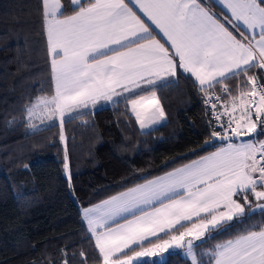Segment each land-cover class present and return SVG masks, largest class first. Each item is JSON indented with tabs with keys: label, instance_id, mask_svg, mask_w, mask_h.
Here are the masks:
<instances>
[{
	"label": "snow or ice",
	"instance_id": "obj_1",
	"mask_svg": "<svg viewBox=\"0 0 264 264\" xmlns=\"http://www.w3.org/2000/svg\"><path fill=\"white\" fill-rule=\"evenodd\" d=\"M213 2L219 5L221 0ZM130 4L133 0H88L86 4L69 0L67 5L62 0H41L53 94L37 97L26 107L27 119L45 124L58 118L64 141L63 121L68 114L99 101L135 96L128 99V106L144 129L160 124L165 112L155 91L136 95L137 91L190 74L205 93L207 105L213 98L222 99L211 95L217 83L222 93L230 95L223 82L243 73L250 91L238 87V95H230L231 106L211 104L222 131L211 126L205 146L215 142L223 146L82 209V222L101 264H159L143 258L174 254V249H184L191 264H203L194 251L195 242L211 238L209 233L227 231L237 218L253 215L257 209L264 211L260 203L264 190H258L264 185V141L257 144L251 139L264 134V76H247L253 65L264 70V0H223L231 14L225 21L233 31L205 6L206 0ZM66 7L72 9L70 15L64 14ZM157 29L168 47L153 35ZM218 106L224 111L217 112ZM241 137L249 139L232 142ZM64 168H69L66 150ZM249 194L257 201L255 208ZM241 195L243 204L238 200ZM162 235L168 239H160ZM153 240L158 242L143 248ZM137 246L141 251L126 255ZM208 255L210 264H264V227L218 243Z\"/></svg>",
	"mask_w": 264,
	"mask_h": 264
},
{
	"label": "trees",
	"instance_id": "obj_2",
	"mask_svg": "<svg viewBox=\"0 0 264 264\" xmlns=\"http://www.w3.org/2000/svg\"><path fill=\"white\" fill-rule=\"evenodd\" d=\"M71 11L66 7L64 14ZM255 75L264 76V70L253 65L247 76ZM246 78L242 73L223 83L236 96L238 87L250 90ZM199 90L194 77L183 74L174 83L137 91H155L165 112L166 120L148 131L139 129L128 106L135 96L72 117L67 120L68 151L66 141L60 140L58 118L42 124L29 121L25 111L37 97L53 94L41 0H0V264H101L82 222L84 207L222 144L200 148L211 130ZM263 135L251 139L258 144ZM65 150L68 164L71 160L67 171ZM238 200L244 203L242 195ZM249 200L255 208V197L249 194ZM260 227L264 211L257 209L237 218L227 231L195 242L194 251L203 264H210L208 253L216 244ZM173 252L143 259L191 264L181 249Z\"/></svg>",
	"mask_w": 264,
	"mask_h": 264
},
{
	"label": "crops",
	"instance_id": "obj_3",
	"mask_svg": "<svg viewBox=\"0 0 264 264\" xmlns=\"http://www.w3.org/2000/svg\"><path fill=\"white\" fill-rule=\"evenodd\" d=\"M84 1H87V2H88V0H83V2H84ZM125 2L127 3L128 0H125ZM134 2H135V0H133V4H134ZM133 4H130L129 6L132 7ZM205 6L208 7L210 11L216 13V18H217L218 20H220L221 23H224L225 27H227V28L229 29V31H233L232 27H231L228 23H226V21H225V17H227L228 19H230V18H231V14L227 11V9H225V8L223 7V0H221V2H220L219 5L216 4V3H214L213 0H206V4H205ZM133 10H134V11H137V14H138V15H141L142 18H144V19L146 20V18L143 17L142 13H140L136 8H134ZM70 14H71V13H69V14H67V15H70ZM153 27H154V26H153ZM233 34H234V35H237V38H240L238 32H233ZM153 35L156 36L157 39H160L161 43H165V39H166V38H163V34H162V33H159V30H158V29L153 31ZM245 35L248 36L249 38H250V36H251V34H250V33H247V32H245ZM256 38H257V39L259 38L258 30H257V37H256ZM165 46L168 47L169 45H168L167 43H165ZM194 79H195V78H194ZM196 82H197V81H196ZM197 83H198V82H197ZM198 85H199V84H198ZM149 93H150V92H148V93H146V94H144V95H148ZM157 97H158V96H157ZM118 99H119V98H118ZM118 99H114V101H111V102H108V101H99V102H97V104H95V105H88V107H86V108H81V109L77 110V112H74V113L68 114V115L65 117L64 121H63V131H64V135H65V141H66L67 148H68V136H67V120H68V119H70V118H72V117H75V116H78V115H81L82 113H85V112H91V111H94L95 109H97L98 106L108 105V104H110V103H113V102L117 101ZM133 99H134V98H133ZM230 106H231V105H230ZM236 115H239V113H236ZM165 120H166V116H165V119H164L163 121L160 122V124L163 123ZM158 125H159V124H158ZM138 126H139V124H138ZM155 126H157V125H153V126H150V127H148V128H144V129H141L140 126H139V129H140L141 131H148V130H150L151 128H153V127H155ZM252 141H253V140H252ZM232 142H234V143H239L240 140H239V138H238L236 141H232ZM253 142L256 143V141H253ZM259 142H260V141H258V143H259ZM224 143H227V142H224ZM221 146H223V144H220V145L214 147L213 149H211L210 151L204 153L203 155H207V154L210 153V152H214V151H216L217 148H219V147H221ZM68 151H69V148H68ZM203 155H201V156H203ZM199 157H200V156H198V157H196V158H194V159H192V160L198 159ZM192 160H190V161H192ZM190 161H187V162H185V163H183V164L189 163ZM183 164H181V165H183ZM69 165H70V167H71V160H70V157H69ZM181 165H178V166H176V167H174V168L180 167ZM174 168L169 169V170H167V171H165V172L171 171V170H173ZM165 172H162V173H160V174H158V175H156V176L163 175ZM71 176H72L71 178L73 179V173L71 174ZM156 176H153V177H156ZM153 177L148 178V179H152ZM146 180H147V179H146ZM144 181H145V180H143V181H141V182H139V183H143ZM139 183H137V184H139ZM134 185H135V184H134ZM134 185H132V186H134ZM132 186H130V187H132ZM125 189H126V188H125ZM125 189H123V190H121V191H124ZM121 191H119V192H121ZM117 193H118V192H117ZM117 193H114V194H112V195H115V194H117ZM110 196H111V195H110ZM108 197H109V196H108ZM108 197H106V198H104V199H107ZM104 199H101V200H99V201H97V202H95V203H93V204H97V203H99L100 201H102V200H104ZM239 202H240V201H239ZM240 203H241V202H240ZM93 204H90V205H88V206H86V207H90V206L93 205ZM242 204H243V203H242ZM185 227H190V225L186 224ZM183 230H184L183 228H179V229H177V231H183ZM162 236H163V235H162ZM163 239H168V236L165 237V238H163ZM231 239H232V238H231ZM228 240H229V239H228ZM156 242H158V241H155L154 243H156ZM137 247H139V246H137ZM150 247H151V244H149V245H147V246H143V248H150ZM133 248H134V247H133ZM138 251H141V247H139V249H138L137 251H135V252H138ZM127 252H128V251H127ZM133 253H134V252H131V254H129V256H131Z\"/></svg>",
	"mask_w": 264,
	"mask_h": 264
},
{
	"label": "built area",
	"instance_id": "obj_4",
	"mask_svg": "<svg viewBox=\"0 0 264 264\" xmlns=\"http://www.w3.org/2000/svg\"><path fill=\"white\" fill-rule=\"evenodd\" d=\"M255 76H257V77H259L258 75H255ZM258 82H260V81H258ZM221 87H222V85L221 84H218V85H215L214 86V88L213 89H211L210 91H211V95L213 96V97H215V96H217V95H219V96H221L222 97V99L220 100V101H216L214 98L210 101V103L209 104H205V99H206V95H205V93L204 92H202V91H198V96H199V98H200V100L202 101V103H203V106L205 107V110L208 112V114H209V127H210V130H211V126H216V130H218V131H222V129H220L218 126H217V121L213 118V113H212V108H211V104H213V103H216V104H223V103H229V106H230V95L229 94H227V93H222L221 92ZM224 111V109L223 108H221V107H217V112H223ZM227 120H228V118L227 117H225V119H224V123H225V126H227ZM260 141H264V135L261 137V140Z\"/></svg>",
	"mask_w": 264,
	"mask_h": 264
},
{
	"label": "rangeland",
	"instance_id": "obj_5",
	"mask_svg": "<svg viewBox=\"0 0 264 264\" xmlns=\"http://www.w3.org/2000/svg\"><path fill=\"white\" fill-rule=\"evenodd\" d=\"M250 91V90H249ZM241 139H243V140H248L246 137L245 138H243V137H241V138H239V140H241ZM261 190H264V185H263V188L261 189ZM260 203H264V201H261ZM174 250H177V249H174ZM182 251H183V254H184V249H181ZM166 254V253H165ZM190 259V258H189ZM191 260V259H190Z\"/></svg>",
	"mask_w": 264,
	"mask_h": 264
},
{
	"label": "water",
	"instance_id": "obj_6",
	"mask_svg": "<svg viewBox=\"0 0 264 264\" xmlns=\"http://www.w3.org/2000/svg\"><path fill=\"white\" fill-rule=\"evenodd\" d=\"M209 140V139H208ZM208 140H206V141H208ZM237 140V139H236ZM236 140H233V141H236ZM215 143H220V142H215ZM212 144H214V143H211L210 145H212ZM203 147H205V141H204V143L202 144V146H200V148H203Z\"/></svg>",
	"mask_w": 264,
	"mask_h": 264
}]
</instances>
